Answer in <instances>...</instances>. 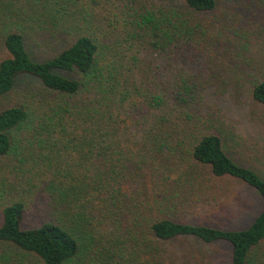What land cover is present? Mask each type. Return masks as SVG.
<instances>
[{
	"label": "trees",
	"instance_id": "16d2710c",
	"mask_svg": "<svg viewBox=\"0 0 264 264\" xmlns=\"http://www.w3.org/2000/svg\"><path fill=\"white\" fill-rule=\"evenodd\" d=\"M185 47L207 52L197 78L167 74ZM1 48L0 264H174L186 238L264 264V207L247 227L205 223L230 182L264 199L211 101L246 88L264 106V0H0Z\"/></svg>",
	"mask_w": 264,
	"mask_h": 264
},
{
	"label": "rangeland",
	"instance_id": "374dc122",
	"mask_svg": "<svg viewBox=\"0 0 264 264\" xmlns=\"http://www.w3.org/2000/svg\"><path fill=\"white\" fill-rule=\"evenodd\" d=\"M105 10L109 11L108 8ZM206 53L204 51L197 54V50L185 47V50L179 53L178 63H167V74L171 75V70L177 68L181 69L180 73L184 76L197 78L201 69H203V74L207 68L204 66V60L197 57ZM6 55L7 53L1 48L0 57ZM26 82L33 89L42 86L35 79L27 78ZM227 89L221 90L211 97L216 109L223 112L222 136L225 138L226 149L237 161L247 164L264 178V106L254 102L246 88L237 90L234 87H228ZM250 146L252 147L250 148ZM1 161L4 164L10 163L8 159L0 160V163ZM228 185H223L227 190L221 198L222 206L218 217L207 218L205 223L223 227H247L263 209L264 199L257 189L244 183L230 182ZM28 203V213L23 223L25 228L39 224V219L42 216L40 208H45L47 199L45 195L39 193L38 198L29 197L27 205ZM218 206L220 205L218 204ZM215 207L216 203L214 207H211L212 210H217ZM1 220L0 209V222ZM202 247L201 249L197 241L186 238L171 244L168 249L171 251L169 255L176 257L174 264H196L195 261L200 258L206 264H230L232 257L230 243L218 241ZM6 249L7 246H0V254ZM202 251L205 253L201 257ZM257 255L256 259H259V256L264 258V242L257 248ZM211 256H214L215 259H211ZM168 258L169 263L170 259Z\"/></svg>",
	"mask_w": 264,
	"mask_h": 264
}]
</instances>
